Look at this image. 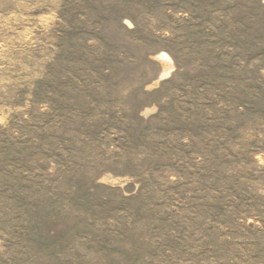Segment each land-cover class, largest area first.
Listing matches in <instances>:
<instances>
[{"label": "rangeland", "instance_id": "obj_1", "mask_svg": "<svg viewBox=\"0 0 264 264\" xmlns=\"http://www.w3.org/2000/svg\"><path fill=\"white\" fill-rule=\"evenodd\" d=\"M0 264H264V0H0Z\"/></svg>", "mask_w": 264, "mask_h": 264}, {"label": "bare ground", "instance_id": "obj_2", "mask_svg": "<svg viewBox=\"0 0 264 264\" xmlns=\"http://www.w3.org/2000/svg\"><path fill=\"white\" fill-rule=\"evenodd\" d=\"M162 56H165V58H167V59L169 58V56L167 54H165V53L162 54Z\"/></svg>", "mask_w": 264, "mask_h": 264}]
</instances>
